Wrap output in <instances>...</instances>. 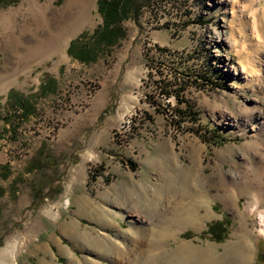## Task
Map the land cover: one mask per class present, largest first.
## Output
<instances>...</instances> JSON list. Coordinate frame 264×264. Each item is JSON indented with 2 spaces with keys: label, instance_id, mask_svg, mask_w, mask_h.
Instances as JSON below:
<instances>
[{
  "label": "rangeland",
  "instance_id": "rangeland-1",
  "mask_svg": "<svg viewBox=\"0 0 264 264\" xmlns=\"http://www.w3.org/2000/svg\"><path fill=\"white\" fill-rule=\"evenodd\" d=\"M254 1L149 0L90 64L68 49L102 24L97 0L0 4V114L10 91L36 98L55 83L38 114L0 139V251L16 244L17 264H115L139 240L135 222L168 251L192 243L226 264H264V6ZM63 28L73 34L59 41ZM193 176L204 178L210 218L200 209L189 226L152 224L173 207L152 198L162 178L180 195Z\"/></svg>",
  "mask_w": 264,
  "mask_h": 264
},
{
  "label": "bare ground",
  "instance_id": "bare-ground-1",
  "mask_svg": "<svg viewBox=\"0 0 264 264\" xmlns=\"http://www.w3.org/2000/svg\"><path fill=\"white\" fill-rule=\"evenodd\" d=\"M255 1L257 2L259 6L260 5L264 6V0H255ZM249 4L253 5L254 4L253 0H249ZM49 6H50L49 4L39 5L36 2H32L29 8L46 12L48 8H50ZM74 18L76 19L77 16ZM65 30L66 28H63L62 30H59L60 32L58 31L59 32L58 40L64 34H66V33L62 34ZM68 30L65 32L69 33V35L73 34L71 31L72 29L70 31ZM203 180L204 178H201L200 176H198L197 178L193 176V180H191L190 183L188 182L187 187H185V189L183 190L184 193L180 195H176L173 189H169L165 186V180L163 177L162 178L163 186L157 187L152 190V196H153L152 198L156 200L155 204H160V203L162 204L165 201L168 203L173 202V207L171 206L172 208L170 210L168 209L169 210L168 212H162V211L158 212L159 216H161L158 220L154 221L153 216H150L149 221L150 222L153 221L152 224L154 225L157 224L158 226H162L166 223L171 222L172 220L174 221V219L175 220L180 219L182 224L178 226L175 225V227L179 229L183 224H185L186 226H189V225L194 224V222H196L197 220H199L197 215L200 209H204V211L201 213L203 216V219L210 218V211L208 209V190L206 189V187H204ZM186 181H187V177H186ZM68 203L69 201H66V205H68ZM181 209L186 210L185 213H183L184 214L183 216L180 213ZM259 220H260V223L264 227V212L259 213ZM175 224H177V222H175ZM106 225L104 226L108 227L109 229H114V230L118 229L115 226L114 222L113 223L106 222ZM129 229L130 231H135L134 233L137 234V237L139 238V240H132L133 248L131 250L130 249L127 250V252L124 255L125 258L123 257L124 258L123 262H119L115 264H226L228 260L227 256L224 257L226 253L224 255L218 254L214 250L211 251L209 248H206V247L204 248L200 245H196L192 243H180V244H177V246L172 251H168V250L161 248L162 244L159 241L151 240V238H149L150 234L148 233V231L143 229L142 226L141 227L138 226L135 222L131 223ZM116 231L118 233L116 235H119L120 237L124 238L125 233L121 232V230H116ZM262 232H264V230ZM65 235L69 238L70 237L72 238L73 230L72 229L65 230ZM108 237L112 238V236L109 235V232H106L105 235H103L101 238H103V240H107L109 239ZM160 237L164 239V238L169 237V235H167L166 233H163L160 235ZM96 247L98 248V251L100 252V255L102 257L106 259H110V256L107 254L108 253L110 254L111 250H107V251L102 250L101 246L98 244L97 246H95V248ZM16 249H17L16 244L8 245L4 249H2L0 251V264H17L15 261L16 252H17ZM114 250H118V249L115 248ZM233 258L232 260H234ZM84 260L87 264H92L90 263L91 261H88L86 259ZM84 260L81 261V260L71 259L68 261V264H83L85 263ZM93 264H100V263L99 262L97 263V261L94 260Z\"/></svg>",
  "mask_w": 264,
  "mask_h": 264
},
{
  "label": "trees",
  "instance_id": "trees-1",
  "mask_svg": "<svg viewBox=\"0 0 264 264\" xmlns=\"http://www.w3.org/2000/svg\"><path fill=\"white\" fill-rule=\"evenodd\" d=\"M149 0H97L98 12L102 17V24L95 32L88 36L82 33L73 40L68 49L72 58L82 64L97 62L102 56L119 44L126 37L123 23L128 19H137L143 3ZM141 2V3H140ZM12 0H0V4L8 5ZM147 4V3H146ZM55 83L52 78L45 81L36 98L20 95L15 91L8 93V110L0 114V122L5 127L0 131V139L3 134H14L18 127L26 123L30 118L37 115L36 99L46 98L55 93ZM17 123V127L15 125ZM17 134V133H16ZM16 140V135H15ZM50 160H43L46 165ZM135 166L134 163H131ZM4 170L5 168L2 167ZM10 172L4 175L5 180L9 178ZM220 240L219 237H216Z\"/></svg>",
  "mask_w": 264,
  "mask_h": 264
},
{
  "label": "built area",
  "instance_id": "built-area-1",
  "mask_svg": "<svg viewBox=\"0 0 264 264\" xmlns=\"http://www.w3.org/2000/svg\"><path fill=\"white\" fill-rule=\"evenodd\" d=\"M164 18L160 20V18H157L156 22H159V30H161L163 27H165L166 25H168L170 22H166L165 21V16H163ZM154 31V30H153ZM150 50V52H161L160 49H158V47L154 46H150V48H148Z\"/></svg>",
  "mask_w": 264,
  "mask_h": 264
},
{
  "label": "flooded vegetation",
  "instance_id": "flooded-vegetation-1",
  "mask_svg": "<svg viewBox=\"0 0 264 264\" xmlns=\"http://www.w3.org/2000/svg\"><path fill=\"white\" fill-rule=\"evenodd\" d=\"M259 253H261L262 255H264V247L263 246H259Z\"/></svg>",
  "mask_w": 264,
  "mask_h": 264
}]
</instances>
